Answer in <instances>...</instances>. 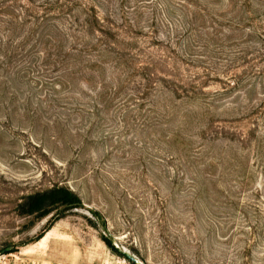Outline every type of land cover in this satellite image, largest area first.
Here are the masks:
<instances>
[{
    "label": "rangeland",
    "instance_id": "obj_1",
    "mask_svg": "<svg viewBox=\"0 0 264 264\" xmlns=\"http://www.w3.org/2000/svg\"><path fill=\"white\" fill-rule=\"evenodd\" d=\"M94 4L58 55L0 16V264H264V0Z\"/></svg>",
    "mask_w": 264,
    "mask_h": 264
},
{
    "label": "trees",
    "instance_id": "obj_2",
    "mask_svg": "<svg viewBox=\"0 0 264 264\" xmlns=\"http://www.w3.org/2000/svg\"><path fill=\"white\" fill-rule=\"evenodd\" d=\"M95 1L90 0L87 3H81L80 0H0V16L3 15L7 18L9 16L10 19H15L17 16L15 13L20 11L23 22L32 24V27L36 28L35 31L41 30L35 42L42 45L47 43L46 47L57 49L54 54L49 52L50 55H58L63 40H67V38L73 41V45L83 44L84 50H86L85 48L89 45L86 40L90 33H97L99 37L106 36L108 30L113 29L110 28L112 23L110 26H106L107 20L99 16L94 4ZM110 11L106 6L105 14L109 15ZM119 17L124 19V12ZM54 22H59V24H53ZM50 26L56 28L51 30ZM33 28H31L32 31ZM73 50L77 49L73 47ZM110 51L111 48H100L97 53L104 56V52ZM79 204V197L70 190L53 187L28 195L25 201L20 204V210L21 213L45 215L53 206L76 207ZM114 249L131 264H135L123 253L116 248Z\"/></svg>",
    "mask_w": 264,
    "mask_h": 264
},
{
    "label": "water",
    "instance_id": "obj_3",
    "mask_svg": "<svg viewBox=\"0 0 264 264\" xmlns=\"http://www.w3.org/2000/svg\"><path fill=\"white\" fill-rule=\"evenodd\" d=\"M129 260H131L132 262L136 263V264H140L141 262L139 260H137L133 255L124 252L123 253Z\"/></svg>",
    "mask_w": 264,
    "mask_h": 264
},
{
    "label": "bare ground",
    "instance_id": "obj_4",
    "mask_svg": "<svg viewBox=\"0 0 264 264\" xmlns=\"http://www.w3.org/2000/svg\"><path fill=\"white\" fill-rule=\"evenodd\" d=\"M141 264V263H140Z\"/></svg>",
    "mask_w": 264,
    "mask_h": 264
}]
</instances>
